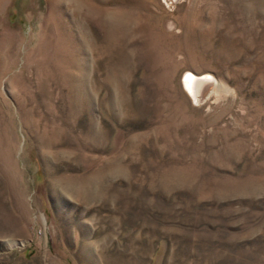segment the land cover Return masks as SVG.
<instances>
[{
  "label": "rangeland",
  "instance_id": "obj_1",
  "mask_svg": "<svg viewBox=\"0 0 264 264\" xmlns=\"http://www.w3.org/2000/svg\"><path fill=\"white\" fill-rule=\"evenodd\" d=\"M0 264H264V0H0Z\"/></svg>",
  "mask_w": 264,
  "mask_h": 264
},
{
  "label": "bare ground",
  "instance_id": "obj_2",
  "mask_svg": "<svg viewBox=\"0 0 264 264\" xmlns=\"http://www.w3.org/2000/svg\"><path fill=\"white\" fill-rule=\"evenodd\" d=\"M208 77V76H207ZM207 77H204V79H208ZM203 79V78H201ZM200 78L195 77L191 73H188L184 78H182V82L185 85V87L188 89V91L193 95V97H197L198 92H199V85L203 80ZM17 244L16 242H11L9 245H15ZM19 244V243H18Z\"/></svg>",
  "mask_w": 264,
  "mask_h": 264
}]
</instances>
